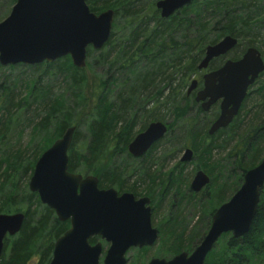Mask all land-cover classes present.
I'll return each mask as SVG.
<instances>
[{"label": "trees", "instance_id": "1", "mask_svg": "<svg viewBox=\"0 0 264 264\" xmlns=\"http://www.w3.org/2000/svg\"><path fill=\"white\" fill-rule=\"evenodd\" d=\"M156 1H149L146 12L136 7L132 0H86L91 11L97 13L112 8L114 15L109 39L100 49L87 48L84 68L74 66L68 55L34 65L0 64V142L29 97L38 100L40 106L39 119L32 124L30 133V137H37L32 159L24 163L20 150L4 154L0 159V213L24 209L25 215L19 232L4 237L0 264H27L37 253L38 264H47L55 239L68 228L69 221H59L52 209L42 205L36 192L27 190L28 184L21 198L26 202L25 207L17 204V182L18 173L28 172L29 179L41 152L70 125H74L75 130L67 152L69 171L96 175L99 187H114L118 192L129 191L136 196L145 194L150 199L152 222L161 204L166 202L167 210L161 215L163 219L155 223L159 228L158 240L165 247L161 255L166 257L191 250L200 241L215 208L236 191L244 172L262 158L264 70L254 82L258 94L254 105L257 110L249 117L250 110L244 111L248 92L231 123L212 135L207 134V129L218 115V110L213 109L206 114L213 105L208 111H203L200 103L194 100L195 90L187 93L186 89L177 99L180 84L172 86V82L177 73L196 71L205 46L225 35L237 39L236 46L227 54L241 48L232 53L231 59L239 58L247 47L258 43L256 36L264 32V0H193L167 18L160 16ZM14 2L0 0V19L7 15ZM118 18L122 19L121 23H118ZM226 55L213 58L208 67H219ZM23 67L32 70L56 67L63 75L66 89L52 93L48 87H38V78L29 79L22 82L25 92L17 100L13 96L16 80L12 81L6 70ZM87 67L104 71L105 77L100 75L94 82V105L90 113L83 115L87 139L80 143L77 141L78 125L83 119H77V116L79 110L86 107L84 84ZM9 84L11 86L8 87ZM185 84L186 81L180 89ZM200 86L201 81L196 88ZM113 87L118 90L110 99ZM179 99L183 100V104L177 103ZM169 103H173L174 119L168 123L164 137L150 147L144 159L132 157L126 149L129 141L151 120H162L157 112ZM147 104L151 107H146ZM190 107H195L194 117L189 118L182 132L174 135L176 121L182 119ZM137 108L143 111V121L135 130ZM129 110H132L131 115ZM200 114L203 115V122L198 118ZM220 136L223 138L218 142ZM163 139L172 140L173 146L168 152H174L177 147H189L198 159L195 166L203 167L209 174L211 179L200 192L190 189L188 178L183 174L184 162L178 160L167 171L153 168L154 160L151 161L150 155ZM216 148H228L225 156L229 160L228 166L221 165L219 159L213 161L212 154ZM134 172L138 176L130 182ZM6 186L8 189L5 191ZM155 190L156 197L153 195ZM183 201L199 205L201 209L197 223L188 232L182 218ZM96 238L91 237L89 242L93 243ZM204 264H264V184L249 231L240 237L222 234Z\"/></svg>", "mask_w": 264, "mask_h": 264}, {"label": "water", "instance_id": "2", "mask_svg": "<svg viewBox=\"0 0 264 264\" xmlns=\"http://www.w3.org/2000/svg\"><path fill=\"white\" fill-rule=\"evenodd\" d=\"M193 0H157L160 16L167 18ZM114 11L111 8L95 13L86 0H15L9 13L0 20V64L34 65L52 62L68 55L74 66H86L87 48L100 49L109 39ZM237 39L225 35L208 44L197 63L198 70L226 55ZM264 70V60L253 46L237 59L227 58L217 68L201 75V87L192 79L187 93L195 90L194 100L203 111L218 103V115L210 123L207 134L227 127L238 113L249 87ZM74 125L68 126L36 159L28 179V189L36 192L41 203L54 211L59 221H69L68 228L58 236L47 264H99L102 245L89 239L99 236L108 243L102 264H126L131 248L152 245L158 236L151 223L148 196L135 197L129 191L99 187L96 175L71 172L67 168L68 149ZM167 132V124L150 121L126 146L135 158L144 155ZM185 148L180 161L192 158ZM209 183L202 170L193 175L189 187L199 192ZM264 184V155L247 169L234 193L212 213L209 227L194 249L181 251L169 259L152 257L147 264H204L208 252L222 234L240 237L250 229ZM24 213H0V257L5 236L19 232Z\"/></svg>", "mask_w": 264, "mask_h": 264}, {"label": "rangeland", "instance_id": "3", "mask_svg": "<svg viewBox=\"0 0 264 264\" xmlns=\"http://www.w3.org/2000/svg\"><path fill=\"white\" fill-rule=\"evenodd\" d=\"M149 1L150 0H132V3L134 2V5L136 7L142 8V10L147 12L148 11L147 8L150 5ZM9 11H8V13H9ZM121 22H122V19L118 18V23H121ZM256 38H258L259 42L254 43L251 46H253L259 50V52L261 53V56L264 60V32H260L258 34V36H256ZM240 49L241 48H236L233 50L232 53H234V51L238 52V51H240ZM232 53L227 54L224 58H226V59L230 58ZM207 70H210V68L208 67L205 70L204 69L203 70L197 69L196 71L191 72L189 74H186V73L175 74L174 80L172 82V86L180 84L179 87L177 88V91L179 93L178 94L179 97H177V99L180 98L181 93L187 89V87L190 84V81L192 79H196L198 81V83H200V81L202 83L201 75L204 72H206ZM112 71H113V69H112ZM85 72H86V76H87L86 82L84 84V91L86 94V107L84 110H81V109L79 110V114L77 116V119H80V120L84 118L83 117L84 114L90 113V111L92 110V107L94 105L93 92H94L95 80L100 75H103L105 77L104 71H102L98 68L90 69L89 67H87L85 69ZM6 73H8V75L12 78V81L16 80V82H15L16 86L13 88V96L16 97L17 100H19L21 97H23L24 92H25V89L22 85V82L27 81L29 79L38 78V81H39L38 87L43 88V89H46L48 87V88H50L52 93L64 92V90L66 89V82L63 78V75L60 72H58L56 67H51L48 69H46V68L44 69L43 67H41L37 70H32V69H29L27 67H23L20 69L6 70ZM116 76H117V74H116ZM159 78H161V77H159ZM184 81H186V84L184 85L183 88L180 89V86L182 87V84ZM157 82H159V81H157ZM9 86H11V84H9L8 87ZM161 86H163V85L161 84ZM256 88H257L256 83H254L249 87V90H248V92H249L248 96L249 97L246 100L247 105L244 109V111L250 110L248 117L251 116L252 113L257 110V108L254 107V105L256 104V100L258 98V94L255 92ZM152 89H153V91L155 90V88H152ZM117 90L118 89L116 87H113L111 89V92L109 93L110 99H113L115 97ZM1 91L2 90L0 89V93H1ZM177 103L183 104V100L179 99ZM172 105H173V103H169V104H167L166 107L161 108L160 111L157 112V113H159L158 115L162 118V120H159V121L166 123L167 126H168V123H170L174 119V116L172 113ZM146 107L150 108L151 104H147ZM213 109H217L219 111L218 103L214 104L213 107L208 112H206V114H209ZM12 110L14 111L13 108H12ZM76 111H78V110H76ZM39 112H40V106H39L38 100L34 99L33 97H29V100L27 101V103L26 104L24 103L22 105V109L19 111L17 118L12 122V124L9 127L4 139L0 142V159L4 157L3 156L4 154H8L9 152H16L17 150H20V153L22 156L21 158H22V160L25 161L24 163H26L32 159V149L36 144L37 137H30V133H31L32 124L35 123L36 121H38V119H39V117L37 116ZM137 112H138V117H137V125L135 127V130H137L139 128V126L141 125V123L143 121V118L141 116V114H143V111L139 108L137 110ZM128 113L131 115L132 110H129ZM194 115H195V107H190L188 109V111L186 112L185 116L182 119H179L178 121H176V124H175L176 126L174 128V135H177L178 133L182 132V127H185V125L188 124L189 118L194 117ZM198 118L201 122H203L204 118H203L202 114H200L198 116ZM84 119L82 120V122H80V125H78V132L79 133H78L77 141H80V143H84L85 140L87 139L86 122L84 121ZM151 121H153V120H151ZM143 129H141V130H143ZM141 130H139V131H141ZM139 131H137V132H139ZM222 138H223V136H220L217 141L221 142ZM161 141L162 142H160L158 144V146L151 153L150 156L152 159L151 161L154 160L155 166H153V168L155 170L157 168H162L163 171H167L178 160H180L185 148L184 147H181V148L177 147V150H175L174 152H168V149L172 148V146H173L172 140L163 139ZM186 148H189V147H186ZM227 152H228V148L227 149L224 148L222 150H220L218 148L214 149L213 154H212L213 161H216L217 159H219L221 165H223V166L226 165L229 161V160L225 159ZM163 155H165V157H162ZM263 155H264V153H263ZM145 156L146 155H143V156H141V158L144 159ZM117 158L122 159V157H120V156H118ZM130 163L136 165V163L134 161H130ZM197 163H198V159L195 158L194 154H192V158L190 161L184 162L185 166L183 169V174L185 175V177L188 178V183H190L193 175L199 169L202 170L203 172H205L209 176V174L203 169V167L195 166ZM227 166H228V164H227ZM134 173L135 174L133 176H130V179H129L130 182L138 176L137 172H134ZM18 175L19 176H18V182H17V185H18L17 200L19 202L17 204H20L21 207L24 208L26 202L22 201L21 198H22V196H24V193H23L24 189L27 188L28 172L27 173H20V174L18 173ZM210 179H211V177L209 176V181H210ZM140 188H142V187H140ZM7 189H8V186L5 187V191ZM27 190H28V188H27ZM184 193H186V192L184 191ZM199 194L201 197V193H199ZM153 195H154V197H156V195H157L156 190L153 192ZM139 196H146V195L142 194ZM198 200L199 199L197 198L196 201H198ZM193 202H195V201H193ZM42 205H44V204L42 203ZM181 208H182V218L184 219L185 225L187 226L186 231L188 232L197 223L198 217H200V214H201V209H200L199 205H194L193 203H187L186 201L184 203H182ZM23 210L24 209H22L20 212H23ZM166 210H167L166 202H163L161 204L158 212H157V215H156L157 217L155 218V221L152 222L153 226H157L155 223L157 221L160 222L163 219L161 217V215ZM12 213H14V212H12ZM163 216H165V214ZM96 241H99L102 245V254H101L100 260H99V264H102L101 263L102 257H103L104 251H105L108 243H106L105 241H103L99 238H96ZM164 249H165V247H163L162 242L159 241L158 239L154 245L147 247V248H143L140 251L137 248L130 249V250H128V252L126 254V259H127L126 264H128V263L146 264L147 260L150 259L151 257L163 256L161 254L164 253V251H163ZM143 256H144V260H143ZM38 257H39V254L37 253L36 255H34L29 260V262L27 264H38ZM164 257H166V256H164Z\"/></svg>", "mask_w": 264, "mask_h": 264}, {"label": "flooded vegetation", "instance_id": "4", "mask_svg": "<svg viewBox=\"0 0 264 264\" xmlns=\"http://www.w3.org/2000/svg\"><path fill=\"white\" fill-rule=\"evenodd\" d=\"M159 13H160V12H159ZM200 87H201V86H200ZM200 87H197L196 89H198V88H200ZM196 89H195V90H196ZM194 93H195V92H194ZM215 104H216V103H215ZM135 197H139V196H136V195H135ZM149 204H150V203H149ZM150 207H151V204H150ZM151 215H152V210H151ZM151 218H152V216H151ZM151 223H152V219H151ZM152 226H153V223H152ZM153 227L157 228L158 235H159V228H158L157 226H153ZM203 236H204V235H203ZM93 237H97V238L101 239L99 236H93ZM157 239H158V236H157ZM157 239H156V241H157ZM201 239H202V238H201ZM201 239H200V240H201ZM101 240H102V239H101ZM156 241H155L152 245H154V244L156 243ZM95 242H98V241H94L93 243H95ZM199 242H200V241H199ZM199 242H198V243H199ZM90 243H91V242H90ZM93 243H92V244H93ZM198 243H197V244H198ZM215 243H216V242H215ZM197 244H196V245H197ZM152 245H150V246H152ZM196 245H195V246H196ZM150 246H144V247H142V248H137V247H135V248L141 250V249H143V248H147V247H150ZM195 246H194V247H195ZM107 247H108V245H107ZM107 247H106V248H107ZM194 247H193L191 250H188V251H187V250H182V251H186V252L190 253V252L194 249ZM131 249H133V248H131ZM105 250H106V249H105ZM129 250H130V249H129ZM211 250H212V249H211ZM211 250H210V251H211ZM210 251H209V252H210ZM127 252H128V251H127ZM127 252H126V254H127ZM179 252H181V251H179ZM179 252H177V253H179ZM209 252H208V253H209ZM104 253H105V251H104ZM177 253H175V254H177ZM101 254H102V252H101ZM175 254H173V255H171V256H168V257L161 256V257H159V258H166V259H169V258H171L172 256H174ZM103 255H104V254H103ZM207 255H208V254H207ZM154 257H156V256H154ZM102 258H103V257H102ZM151 258H152V257H151ZM151 258H150V259H151ZM150 259H148L147 262H148ZM205 259H206V258H205ZM147 262H146V264H147Z\"/></svg>", "mask_w": 264, "mask_h": 264}]
</instances>
